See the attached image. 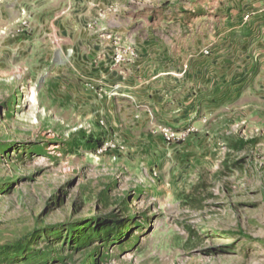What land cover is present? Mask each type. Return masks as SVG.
<instances>
[{
	"label": "rangeland",
	"instance_id": "obj_1",
	"mask_svg": "<svg viewBox=\"0 0 264 264\" xmlns=\"http://www.w3.org/2000/svg\"><path fill=\"white\" fill-rule=\"evenodd\" d=\"M263 12L0 0V264H264Z\"/></svg>",
	"mask_w": 264,
	"mask_h": 264
},
{
	"label": "trees",
	"instance_id": "obj_2",
	"mask_svg": "<svg viewBox=\"0 0 264 264\" xmlns=\"http://www.w3.org/2000/svg\"><path fill=\"white\" fill-rule=\"evenodd\" d=\"M110 230H112V228H109L106 232L108 233ZM86 234H87V233L84 232V233L82 234V236H81V239H83V238L85 237ZM7 252H9V253H11V254H14L15 256H18V255L21 253V249H20L19 247H14V246H12V247H8V251H7Z\"/></svg>",
	"mask_w": 264,
	"mask_h": 264
},
{
	"label": "crops",
	"instance_id": "obj_3",
	"mask_svg": "<svg viewBox=\"0 0 264 264\" xmlns=\"http://www.w3.org/2000/svg\"><path fill=\"white\" fill-rule=\"evenodd\" d=\"M261 16H263L264 17V12L262 13V15ZM260 23H263V24H260ZM256 25H258L257 23H255ZM258 26H264V20H262V22L261 21H259V25Z\"/></svg>",
	"mask_w": 264,
	"mask_h": 264
}]
</instances>
